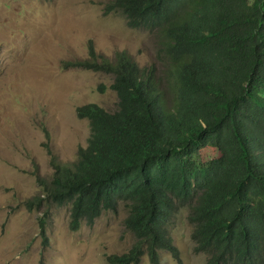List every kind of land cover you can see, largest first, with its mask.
<instances>
[{"label": "trees", "instance_id": "16d2710c", "mask_svg": "<svg viewBox=\"0 0 264 264\" xmlns=\"http://www.w3.org/2000/svg\"><path fill=\"white\" fill-rule=\"evenodd\" d=\"M110 12L158 36V64L91 43L63 63L109 74L117 102L78 106L86 146L72 162L50 150V180L37 174L43 193L26 204L46 206L43 244L50 206L69 204L76 230L123 202L136 240L108 264H161L160 249L181 263L168 223L182 208L204 264H264V0H108Z\"/></svg>", "mask_w": 264, "mask_h": 264}, {"label": "rangeland", "instance_id": "374dc122", "mask_svg": "<svg viewBox=\"0 0 264 264\" xmlns=\"http://www.w3.org/2000/svg\"><path fill=\"white\" fill-rule=\"evenodd\" d=\"M107 1L0 0V264H108L107 255L127 252L136 240L124 226L123 202L76 230L65 204L48 208L44 245L39 216L46 206L26 204L43 193L38 175L51 178L50 150L72 162L86 146L88 120L76 108L96 103L116 109L109 74L63 63L88 57L91 43L110 58L126 51L140 67L158 64V36L129 27L119 13H104ZM186 216L182 208L168 223L181 263L160 249L161 264H204ZM138 264H151L148 255Z\"/></svg>", "mask_w": 264, "mask_h": 264}]
</instances>
